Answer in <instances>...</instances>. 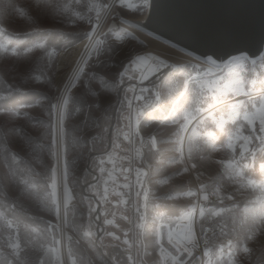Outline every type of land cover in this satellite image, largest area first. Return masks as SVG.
<instances>
[{
    "label": "snow or ice",
    "instance_id": "6c2138e0",
    "mask_svg": "<svg viewBox=\"0 0 264 264\" xmlns=\"http://www.w3.org/2000/svg\"><path fill=\"white\" fill-rule=\"evenodd\" d=\"M261 2L264 5V0ZM117 6L136 10L144 16L143 21L134 22L121 17V25L144 31L149 22L162 23L152 15V0H141L139 4L129 0H112L111 3L29 0L25 5H19L14 0H0V59L5 62L11 60L19 65H28L35 57L38 64L51 67L55 57L67 52L66 47L61 52L52 43L49 30L37 26L45 19L70 25L86 22L90 26V30L76 34L84 41L83 50L75 59L63 88L57 89V95L46 96L43 101L36 102L44 106L46 121L30 117L24 111L33 105L15 100L18 94H26L22 91L26 85L43 81V71L39 75L25 72L19 86L0 79V115L8 118L5 126L0 128V160L6 169L0 176V226L9 232L6 241L0 240V250L4 246L10 249L7 255L0 251L4 257L0 264H32L21 249L20 225L16 216L20 201L30 202L37 210L48 214L49 219L44 221L42 232L45 240L51 236L53 247L47 252L56 254L59 250L57 246L63 247L65 232L70 230L83 228L86 236L98 238L101 244L106 237L119 240L106 227L116 225L115 212L111 213L112 219L108 218L107 211L101 216V205L114 202L117 208L127 206L133 189L135 228L140 230L136 235L142 236L147 232V212L151 205L154 212L151 218L154 247L159 250L160 264H246L253 252L249 241H253L258 234L264 236V16L260 22L259 37L252 41L244 39L236 26L228 22L204 29L200 35L202 49L188 45L180 47L179 50L187 57L180 64L170 63L168 59L151 52L141 54L135 49L129 50L116 64H110L108 61L114 59L111 55L114 49L107 45V39L118 30L113 27L108 32H101L100 26L103 16ZM17 15L33 26L23 34L24 39H20L18 33H10L6 27L5 22ZM163 26L191 33L195 21L170 19L164 21ZM120 31L130 34L127 28ZM116 39L120 36L116 35ZM113 67L122 70L112 72ZM110 72L111 84L105 79ZM97 79L104 93L100 89L93 90V82ZM47 83L51 85V80ZM77 85L83 91L74 98L69 93ZM105 93H114L115 102L105 104L102 99ZM110 110L115 112L116 127L105 128L101 136L83 138L90 157L96 151L98 141L103 147L100 154L93 158L92 171L98 170L99 174L86 182V192L80 197V202L86 203L88 223L76 225L68 218L69 204L75 197L70 186V167L76 163L75 160H68V154L70 148L81 145L82 138L75 135L76 129L68 130L67 121L83 116L86 126L93 112H101L107 117ZM22 112L25 120H34L39 126L35 138L24 127L16 126L15 120ZM157 115L162 125L172 126L171 130L163 134L153 132L146 138L141 133V124ZM9 137L19 138L25 155L29 151L36 155L37 149L47 151L52 159L50 167L45 166L43 174L34 172L31 166L19 168L18 162L23 161L17 154H9L6 146ZM36 140L41 143H36ZM123 142L132 147L123 149ZM137 142L139 146H135ZM163 143L171 145L167 149L172 152L167 157V164L174 166L171 174L162 172L163 158L154 165L145 157V149L154 158L161 155L159 145ZM121 151L123 155L119 154ZM213 151H224L227 158L215 161L222 171L205 183L201 181L203 173L198 171L196 157L199 156L200 161L207 159L211 164L209 157ZM256 162L260 175L251 178L244 170L252 168ZM125 164L128 166L125 167ZM133 171L134 184L129 179ZM192 173H195L198 182L195 190H192L189 181L187 190L175 186L170 188L175 195L162 198L178 201L186 197L190 200L194 198V202L189 205L173 204L171 208L152 204L151 185L154 182L170 185L174 179L191 176ZM85 174H89L87 167ZM25 175L28 178L21 179ZM162 175L164 179H160ZM121 176L125 180L123 184L118 183ZM61 178L62 200L58 195ZM225 179L234 187V191L227 194L223 187ZM247 190L259 193L257 205L245 207L242 217H237L233 211L237 194L243 195ZM125 196L129 199H124ZM225 202L229 207L224 206ZM120 218L132 223L127 215ZM157 221L160 223L157 224ZM206 222L212 226L205 227ZM94 226L96 231H93ZM165 232L167 248L163 243ZM67 239L71 241L72 237ZM123 243L128 245L127 250L131 253L133 245L128 239H124ZM140 243L139 240L136 242L137 254ZM197 252H200L199 256ZM127 260L128 264H137V257L131 254ZM39 264L47 262L41 258ZM72 264H77V261L72 260ZM252 264H264V250Z\"/></svg>",
    "mask_w": 264,
    "mask_h": 264
},
{
    "label": "rangeland",
    "instance_id": "374dc122",
    "mask_svg": "<svg viewBox=\"0 0 264 264\" xmlns=\"http://www.w3.org/2000/svg\"><path fill=\"white\" fill-rule=\"evenodd\" d=\"M111 1L112 0H84L85 3L87 2L110 3ZM14 2L19 5H25L29 3V0H14ZM129 2L139 4L141 0H129ZM121 17L126 20H130V19L132 20V19H141L144 16L141 15L136 10H129L127 8L120 9L118 6L110 10L107 17L105 18V22L103 24L101 32H108V30L113 27H116L118 31L115 35L110 34L107 39V45H111L112 48L114 49V51L111 53L114 59L109 60L108 62L110 64H116V62L122 59L123 56L129 50L132 49H135L137 52L141 54L146 52H151L153 55H158V51L154 47H150L148 41L140 39L133 30L127 27L129 25L125 26L120 24ZM5 23L10 33H14V34L18 33L20 34V37H23V34L25 32H29L33 27L27 21L20 19L18 15L12 17L10 20L6 21ZM37 26L49 30L50 40L54 45L58 46V50L62 52L65 47L67 48L66 53L69 52L68 53L69 56L64 66L58 69L57 67L58 56L54 58L51 67H45L44 64H38L35 57L33 58L32 63L28 65H19L18 62L16 61L10 60L5 62L4 60L0 59V79H3L7 83H11L19 86L22 83L21 77L25 72H27L29 75H39L40 71H43L45 75L42 82L33 81L31 84L26 85L22 89L23 92L28 91L34 94L33 95L26 94L23 97L20 96L19 101L21 103L33 105L30 108L24 109V111H26L30 117H36L37 119L46 121L47 118L44 112V106L38 105L36 102L37 100L43 101L46 96L57 95L58 94L57 89L63 88L68 78V75L71 71V67L74 64V61L78 57V54L81 50L78 47L82 45L81 48H83L84 41L76 34L84 30H90V26L87 25L86 22L77 25H70V24H63L60 23L59 21L52 19H45ZM124 28H127V33L130 34H124L120 31L121 29ZM116 35H119L120 39H116ZM152 46L155 45L152 44ZM104 59H107V56H104ZM95 60H96L95 54H93V64H95ZM124 62L126 63L127 61L125 60ZM118 70H122V68H117V67L112 68V72H118ZM110 77H111V72L107 76H105V79L108 81L109 84H111ZM48 80H51V85L47 83ZM97 89H100V91L104 93V88L103 86L100 85L99 79L93 82V90L95 91ZM82 91L83 89L80 87V85H77L76 88L71 89L69 95H71L74 98L79 97ZM121 95H123V92H121ZM102 99L104 100L105 104H108V103H114L116 97L114 93H105L102 96ZM112 112L113 111L110 110L109 113L107 114V117H105V115L101 112H93L92 117L86 126L84 124L83 116L74 119H69L67 121L68 130L71 132L73 129H76L75 135L82 138L81 145L74 149L70 148L68 154V160L70 162L73 160L76 161V163L74 165H71L70 167V186L73 187L75 197L74 200L71 201L69 204V212H68L69 220L70 221L74 220L76 225H81V224L87 225L88 223L86 203L80 202V197L83 195L81 192V184H84L87 181L93 179L94 176L93 173H92L93 175L85 174V168H86L85 164L87 157L89 155V148L84 147L83 138L90 139L92 136L103 135L104 134L103 130L105 128H109L111 124ZM7 120H8L7 117L0 115V128L5 126V122ZM15 124L17 127H24L25 131L33 138H35L38 135L39 126L36 124V121L25 120L23 118V112L19 118H16ZM115 127H116V116H114V123L112 129H114ZM171 127H172L171 125H162L159 122V115H157L156 117H153L148 121L142 122L140 130L142 135H144L147 138L153 132H156L158 134H163L167 131H170ZM39 134L42 135V132H40ZM108 139H109V150H111L110 149L111 136H109ZM36 143H41V141L36 140ZM6 146L10 150L9 153L10 155L12 153H15L18 155L19 160L23 161V162H18L17 164V166L21 169L31 166L34 172H39L43 174L45 172V166L50 167L52 163V159L48 155L47 151H40L39 149H37L36 155H33L31 151H29L28 154L25 155V153L21 150L19 138L9 137L8 141L6 142ZM170 146L171 145L169 143L160 144L159 147L161 149V155H158L155 158L152 157L150 153H148L147 149L144 150L145 154H147L146 160L152 162L154 165L159 159L161 158L164 159V166L162 168V172L164 174H171V171L174 167L173 165L167 164V157L172 155V152L167 150L170 148ZM102 147L103 145H101L98 141L96 151H100ZM129 147L130 145H128L127 142H123L122 144L123 149ZM217 148H220L219 144H217ZM119 154L123 155L124 152L121 151ZM98 155H94L92 157L95 158ZM93 158L90 159V163H89L91 169L93 168ZM209 158L212 161L211 164L207 162V159L205 161H200L199 156L196 157L198 163V171L203 173V175L201 176V181L205 183L210 182L211 177L217 176L218 172L222 171L221 167L215 164V161L219 159H225L227 157L224 151H213L210 154ZM124 166L127 167L128 165L125 164ZM108 167H111V165H108ZM5 171L6 169L4 168L3 161L0 160V176H2L5 173ZM244 171L251 178H258L260 175L258 162L254 163L252 168L245 169ZM95 173L96 175H98L99 174L98 170L95 171ZM192 174L195 178V173ZM27 178H28L27 175L21 177V179H27ZM129 179L133 184L135 183L134 171ZM160 179H164V176L162 175ZM189 181L191 182L192 190H195L196 187L198 186V182L193 179L192 175L191 176L185 175L182 178H176L171 182L170 185L158 184L154 182L151 185L152 193H153L152 204H158L171 208L173 204L189 205L190 203L194 202V198L190 200L189 198L181 197L178 201H172L162 198L165 195H175L174 192L170 191V188L175 186H180L183 187L185 190H187ZM118 183L120 184L125 183V180L122 176L119 177ZM223 187L225 194L234 191L233 185L231 184V182L227 181V179H225V181L223 182ZM101 191H102V187H101ZM9 195L10 196L12 195L11 190L9 191ZM62 195L63 194L59 195L61 200H62ZM258 196H259L258 192H253L251 190L245 191L243 195L237 194L236 208L233 210L234 213L237 215V217H242L245 207L251 208L253 206H256ZM157 197H161V198L157 199ZM124 199L128 200L129 197L125 196ZM130 201L131 202L127 206L121 205L119 206V208L115 207V205L113 204L114 202L109 203L107 205L102 204V206L106 208V210L110 215L111 213L115 212L116 221L122 224V229L124 234L125 232H127L128 235L131 234V232L133 231L132 223H129L128 221H124L120 217L122 215H127L132 221L131 212L132 209L134 208L135 189H133L132 191ZM19 203H20L19 208L21 209L20 210L21 212L20 211L19 212L22 213L23 215L17 214L16 216L18 218V223L20 225L22 253L26 255V257L32 262V264H39V260L41 258H43L47 262V264H61L60 246H57L59 250L56 254H51L47 252V249L53 247V245L51 244V236L49 235L48 239L45 240L42 232L45 226L44 221L49 219L48 214L37 210V208L34 205H32L30 202L20 201ZM93 206L95 207V201H93ZM224 206L229 207L228 202H225ZM149 207L152 209L151 205ZM34 217L36 219H33ZM53 222L55 221L53 220ZM136 223L137 220H135V224ZM159 223L160 221H158V224ZM228 223L230 227L231 226L230 219ZM204 226L210 227L212 225L206 222ZM14 228H15V224H14ZM33 229H35V231H33ZM134 229L137 233L138 229H136L135 226ZM198 229H199V225H197V230ZM93 231H94V227H93ZM218 231L219 229L217 227V233ZM8 235L9 232L7 230H4L3 226H0V240L6 241ZM12 235L13 236L16 235L15 231L12 232ZM68 236L72 237L71 241L67 239ZM59 238L60 237L58 234L57 239ZM144 238L146 244L150 247L152 251L158 250V248L154 247L153 228L151 229L150 232L145 233ZM92 239L93 237H88L84 234L83 228H81L79 231L70 230L65 232L64 241H65L68 264H72V260H76L77 264H81V262H83V264L105 263V259L102 257L101 252H99L96 249V247L93 246ZM163 243L167 248L168 245H167L166 232ZM249 247L253 249V252H252L251 260L246 261V264H252V261H254L261 254V251L264 250V236L258 234L253 241H249ZM127 249L128 248H126L123 252L117 249L115 251L116 258L121 260L126 259L130 254ZM69 250H71L72 252L71 258H69ZM0 251H2L5 255H7L10 252V249L4 246L3 249ZM213 251H215V247ZM110 255L111 254L108 253L109 257ZM197 255L199 256L200 252H197ZM242 255L243 254L241 253V256ZM3 258L4 257L0 255V260H2Z\"/></svg>",
    "mask_w": 264,
    "mask_h": 264
},
{
    "label": "water",
    "instance_id": "95a60500",
    "mask_svg": "<svg viewBox=\"0 0 264 264\" xmlns=\"http://www.w3.org/2000/svg\"><path fill=\"white\" fill-rule=\"evenodd\" d=\"M152 2V15L158 17L162 23L149 22L144 31L172 45L176 44L178 48L188 45L202 49L200 35L203 30L222 22L234 24L244 39L255 40L259 37L260 22L264 16V5H262L261 0H152ZM170 19L195 21V27L189 33L178 28L163 26V22ZM143 20L144 17L128 21ZM114 116L115 112H112V121L109 126L111 128L114 123ZM98 154L100 151H95L92 155ZM90 158L88 155L85 167L95 176L96 173L89 166ZM85 184H82L83 193H85ZM115 235L122 242L124 239H128L127 236Z\"/></svg>",
    "mask_w": 264,
    "mask_h": 264
},
{
    "label": "bare ground",
    "instance_id": "6f19581e",
    "mask_svg": "<svg viewBox=\"0 0 264 264\" xmlns=\"http://www.w3.org/2000/svg\"><path fill=\"white\" fill-rule=\"evenodd\" d=\"M109 12H110V10H109ZM108 13L106 15H104L103 18H102L100 31H101V29L103 27V24L105 22V18L107 17ZM125 26H127V25H125ZM127 27L130 28L131 30H133L140 39L148 41L149 46L150 47H154L158 51V55L162 59H168L170 63L175 62L177 64H180V63H183V62L186 61L187 57L184 56V54L179 50L180 48L173 47L172 44H170V43H168V42H166V41H164V40H162V39H160L158 37H155V36L145 32V31H141L138 28L130 27V26H127ZM152 44H154L156 47L152 46ZM81 47H82V45H80L78 47V48L81 49L80 51L83 50V48H81ZM68 53L65 52L62 55L58 56V60H57L58 69L62 68L64 66V64L66 63L67 58L69 56ZM192 177L195 180L193 174H192ZM58 193H59V195L63 194L62 179H61V184H60ZM60 252H61V264H68V260H67V256H66L65 241H64L63 247H60Z\"/></svg>",
    "mask_w": 264,
    "mask_h": 264
},
{
    "label": "built area",
    "instance_id": "2783aa9c",
    "mask_svg": "<svg viewBox=\"0 0 264 264\" xmlns=\"http://www.w3.org/2000/svg\"><path fill=\"white\" fill-rule=\"evenodd\" d=\"M127 86V85H126ZM135 146H139L138 142ZM132 147V146H130ZM134 155V152L132 153ZM154 215L153 210L149 207L148 212H147V216H148V220H149V225H148V230L147 232H149L153 227L151 224V218ZM131 218H132V229L133 231L131 232V234L128 235V240L130 242V244L133 245V248L131 250V255H133L134 257H137V264H160V257H159V250L156 251H152L150 249V247L146 244L145 242V238L144 235L142 236H137L136 235V231L134 229V224H135V220H136V213H135V209H132L131 212ZM158 224V221H157ZM140 231V230H138ZM140 241V251L139 254H137V250H136V242ZM147 245V246H145ZM125 248H128V245H125ZM104 264H128V260L127 258L125 259V261H122L120 259H105V263Z\"/></svg>",
    "mask_w": 264,
    "mask_h": 264
},
{
    "label": "flooded vegetation",
    "instance_id": "af4514ba",
    "mask_svg": "<svg viewBox=\"0 0 264 264\" xmlns=\"http://www.w3.org/2000/svg\"><path fill=\"white\" fill-rule=\"evenodd\" d=\"M94 156V155H92ZM91 156V157H92ZM91 159V158H90ZM81 192L84 195L85 193H83L82 191V184H81ZM85 192H86V188H85ZM104 211H107L106 208L104 206L101 205V216H103ZM108 212V211H107ZM120 214V213H119ZM122 215V214H121ZM109 219H112V215L109 214L108 216ZM118 218V217H117ZM101 224H102V220H101ZM108 231H112L115 234H119L120 236H125L123 229H122V224L118 221H116V225H112V226H106ZM94 231H96V228L94 226ZM128 237V235H127ZM93 242V246L96 247V249L100 252V247L103 250V253L105 256H108L109 254H112V252H114L116 250L117 247L123 246L125 245L119 238V240H115L111 237H106L103 244H101L100 240L98 238H94L92 239ZM99 246V247H98ZM106 247V248H105ZM109 247V248H108ZM102 254V253H101ZM109 257V256H108ZM105 259H107L105 257ZM108 260V259H107Z\"/></svg>",
    "mask_w": 264,
    "mask_h": 264
},
{
    "label": "trees",
    "instance_id": "16d2710c",
    "mask_svg": "<svg viewBox=\"0 0 264 264\" xmlns=\"http://www.w3.org/2000/svg\"><path fill=\"white\" fill-rule=\"evenodd\" d=\"M20 39H24V37H20ZM29 91H30V90H29ZM24 93H26V94H30V95H33V94H34V93H32V92H28V91H25ZM26 94H18V95L15 97V100L19 101V100H20V96L23 97V96H25ZM146 155H147V154H145V157H146ZM92 158H93V157H91V159H92ZM88 173H89L90 175H93L91 172H88ZM20 210H21V209L19 208L18 211H17V214H18V215H23L22 213H20V212H21ZM19 211H20V212H19ZM24 213H25V212H24ZM17 214H16V215H17ZM98 247H99V246H98ZM117 249H118L119 251H122V252H123V251L125 250V245L120 246V247H117L116 250H117ZM116 250H115V251H116ZM115 251L112 252V254L110 255V257H108V256H105V255H104L103 250H102V248L100 247V252L102 253V257H103L104 259H105V257H106L107 259H117V258H116V254H115L116 252H115ZM120 260H121V259H120ZM122 261H125V259L122 260Z\"/></svg>",
    "mask_w": 264,
    "mask_h": 264
},
{
    "label": "crops",
    "instance_id": "0c3cea01",
    "mask_svg": "<svg viewBox=\"0 0 264 264\" xmlns=\"http://www.w3.org/2000/svg\"><path fill=\"white\" fill-rule=\"evenodd\" d=\"M150 231H151V230H150ZM150 231H149V232H150ZM125 249H126V248H125Z\"/></svg>",
    "mask_w": 264,
    "mask_h": 264
}]
</instances>
